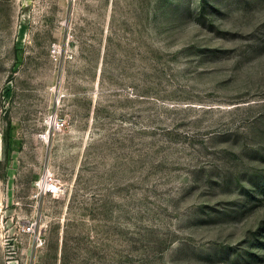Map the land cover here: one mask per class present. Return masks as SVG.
<instances>
[{
  "label": "rangeland",
  "instance_id": "rangeland-1",
  "mask_svg": "<svg viewBox=\"0 0 264 264\" xmlns=\"http://www.w3.org/2000/svg\"><path fill=\"white\" fill-rule=\"evenodd\" d=\"M0 264H264V0H0Z\"/></svg>",
  "mask_w": 264,
  "mask_h": 264
},
{
  "label": "built area",
  "instance_id": "built-area-1",
  "mask_svg": "<svg viewBox=\"0 0 264 264\" xmlns=\"http://www.w3.org/2000/svg\"><path fill=\"white\" fill-rule=\"evenodd\" d=\"M26 230L28 232H35V228H34V225L33 224H30L26 227Z\"/></svg>",
  "mask_w": 264,
  "mask_h": 264
}]
</instances>
